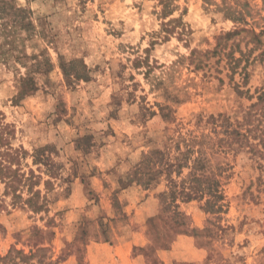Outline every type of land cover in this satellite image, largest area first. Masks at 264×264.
<instances>
[{"label":"rangeland","instance_id":"374dc122","mask_svg":"<svg viewBox=\"0 0 264 264\" xmlns=\"http://www.w3.org/2000/svg\"><path fill=\"white\" fill-rule=\"evenodd\" d=\"M6 1L25 11L0 34V252L120 264L93 247L125 237L134 264H264V186L246 158L212 157L232 162L219 213L202 209L206 198L181 202L165 177L127 211L117 196L136 150L176 157L183 139L210 133V116L236 118L255 101L264 0Z\"/></svg>","mask_w":264,"mask_h":264},{"label":"trees","instance_id":"16d2710c","mask_svg":"<svg viewBox=\"0 0 264 264\" xmlns=\"http://www.w3.org/2000/svg\"><path fill=\"white\" fill-rule=\"evenodd\" d=\"M15 9L6 0H0V20L4 21L0 22V34L11 37L16 32L19 22L16 20L18 17L14 15L25 10ZM261 57H264V51ZM250 100L255 101L242 112L241 116L236 118L222 114L218 117L210 116L208 122L212 127L209 134L202 132L196 135L193 144H188V140L183 139V144H187L186 152L176 157L171 151L151 150L143 154L141 161L132 172L129 184L137 183L148 188L157 177L162 176L175 188L171 195L177 193L181 202H202L206 198L202 209L207 213H219L225 207L220 177L232 167V162L224 163L226 167H222L223 164L213 166L211 161L212 157L220 159L231 155L232 161L237 156H241L252 162L260 171L259 182L264 186V86L255 96H251ZM6 129L7 127L2 128L4 131ZM176 150L178 151V148ZM192 154L197 156L190 167L187 161ZM185 168L189 172L184 177ZM0 169H3L1 161ZM173 175L182 179L180 184L174 182ZM14 179L16 176L11 175V181ZM165 194L166 192L163 196ZM29 201L31 202L32 199ZM36 258L37 252L27 254L17 248H12L5 254L0 252V264H34Z\"/></svg>","mask_w":264,"mask_h":264},{"label":"crops","instance_id":"0c3cea01","mask_svg":"<svg viewBox=\"0 0 264 264\" xmlns=\"http://www.w3.org/2000/svg\"><path fill=\"white\" fill-rule=\"evenodd\" d=\"M142 150L143 148H141L140 151L136 150L134 152V155L136 156L138 155V160H136V163L133 166H135L141 161L142 156H143ZM125 170L126 169H124L123 172H120L121 175H123L124 172H126ZM92 178H95V177H92ZM163 181H164V177L160 176V177H157L148 188H144L141 185H138L137 183H132L127 187L121 188L120 191L117 192V196L120 199L121 208L124 211H127L129 209H132L131 207H133L132 206L133 204L131 203L135 201L137 202L141 201L142 199L146 197V195L152 194L155 196V193L161 194L163 192V189L161 188V184L163 183ZM123 199H126V201L124 202ZM100 208L102 209V211H104L105 209H108L106 208L104 204L100 205ZM109 209L112 211V209L114 208L111 206V208ZM107 215H110V213ZM119 220L120 221L118 222H120L122 225L123 223H125V219H122V220L119 219ZM117 234L118 233L115 232V235ZM132 247H133L132 242L129 238L121 237L120 239L114 242V237H113V239L104 240L101 243H96L93 249L95 250L96 258H99L102 256L103 252H100L101 250L105 251L106 249H110L114 257L120 262V264H134L133 258H132Z\"/></svg>","mask_w":264,"mask_h":264}]
</instances>
